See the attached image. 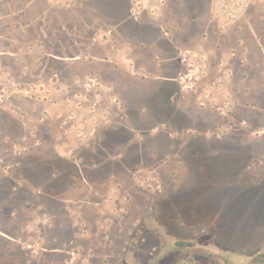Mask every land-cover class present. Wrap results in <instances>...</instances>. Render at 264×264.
I'll return each instance as SVG.
<instances>
[{
	"label": "rangeland",
	"instance_id": "374dc122",
	"mask_svg": "<svg viewBox=\"0 0 264 264\" xmlns=\"http://www.w3.org/2000/svg\"><path fill=\"white\" fill-rule=\"evenodd\" d=\"M73 1L39 3L53 15ZM24 2L0 0V264H264V112L239 109V87L246 81L235 79L236 58L249 65L247 45L238 50L229 40L223 47L217 39L199 40L185 52L189 62L177 65L175 83L182 101L178 110L187 115L183 124L193 128L186 134L156 130L159 138L153 144L142 137L150 131L137 117V95H122V79L102 74L101 64L84 65L90 61V48L75 44L68 34L60 51L66 59L56 60V31L38 36V21L30 16L35 27H25L20 13ZM157 3L161 1L133 0L136 13L146 10L151 17L159 12ZM206 7L211 29L225 35L237 27L264 25V0H208ZM44 24L53 26L47 19ZM100 42L98 54L106 52L104 39ZM115 49L114 54L122 53L117 67L132 71L133 62L126 61L131 51ZM80 50V64H72L67 58ZM30 90L32 98L25 93ZM85 109L97 115V136L78 145L77 130L70 127L86 126ZM132 121L142 129L134 142L146 153L136 169L113 168L114 177L94 184L103 186L102 191L86 187L96 205L75 201L84 196L81 189H70L64 195L71 199L67 203L42 200L27 179L17 180L18 191H27L16 192L14 206L3 198L9 171H22L14 158L17 163L32 161L35 168L46 159L56 160L60 152L72 162L101 147L104 131ZM203 126L206 133H198L195 128ZM129 150L123 146L116 153ZM9 215L12 240L2 231Z\"/></svg>",
	"mask_w": 264,
	"mask_h": 264
},
{
	"label": "flooded vegetation",
	"instance_id": "af4514ba",
	"mask_svg": "<svg viewBox=\"0 0 264 264\" xmlns=\"http://www.w3.org/2000/svg\"><path fill=\"white\" fill-rule=\"evenodd\" d=\"M160 1L161 3L164 1V4L157 3L159 12L154 17L149 16L146 10L136 13L133 0H74L66 5L67 8L55 9L53 15L47 7L39 3V0H25L20 13L23 14L25 27H35L28 16L36 18L38 30L35 32L38 36L43 37L44 30L49 36L51 28L56 31L57 34L55 38L53 37V40H56L53 48L56 52L53 53V57L56 60L66 59L60 51L64 48L66 34H68L75 44H84L86 48H90V61L84 65L97 67V64H101L102 74L111 77L119 76L122 79L121 94L129 92L130 95H137L140 102L136 113L145 126L143 129L150 131L142 135L144 139L152 140L148 143H156L159 138L154 134L156 130L160 134L162 128H172V132L178 130L179 134H186L193 128L189 123L183 124L184 115L178 110L182 101L177 97L179 90L175 83L177 81L176 67L189 62L185 52H189V49L196 46L199 40L207 43L209 40L217 39L218 47H223L222 42L229 40L233 44L232 48L236 46L238 50L247 45V47L244 46L248 51L245 59L249 65L244 66L245 60L241 56H238L235 62L238 68L235 79L246 81L239 87L241 92L238 95L239 109L254 114L258 111L264 112V83H261L262 79L264 81L262 61L264 58V25L256 26L255 24L248 28L237 27L232 30L233 32L225 35L221 31L211 29L212 20L209 9L206 7L208 0ZM46 19L53 26L47 27L44 24ZM100 37L104 39L103 45L106 52L100 51L98 54L97 48L102 40ZM242 43L243 45L240 46ZM118 46L131 51L130 54L133 56H130V61L134 66L132 71L125 67H117V62L109 60L108 51ZM81 52V50L74 52V56H69L67 59L72 61V64H80ZM123 101L126 102V100ZM125 107L128 109L127 103ZM186 116L185 114L184 117ZM47 123L43 121L42 124L48 125ZM49 125L52 127V122ZM204 127L195 129L198 133L205 134ZM172 132L169 134L170 137L173 135ZM256 133L258 132L251 131V134ZM37 149L29 148L30 151ZM14 161L13 164L16 167L19 163L16 162V158ZM16 169L10 170V175L5 180L8 195H4L3 198L7 196L9 202L13 204L10 207L15 203L16 183L20 175L14 174ZM80 179L89 182L85 176H77L66 189L77 186L81 182ZM25 181L26 179H23V182ZM66 193L64 192L63 195ZM10 217V215L7 217L8 228L2 231H4V237L12 240L10 231L14 223Z\"/></svg>",
	"mask_w": 264,
	"mask_h": 264
},
{
	"label": "trees",
	"instance_id": "16d2710c",
	"mask_svg": "<svg viewBox=\"0 0 264 264\" xmlns=\"http://www.w3.org/2000/svg\"><path fill=\"white\" fill-rule=\"evenodd\" d=\"M130 113L134 116V112L130 111ZM140 131H142L141 128L135 127L133 121L131 124H122L117 129L110 128L103 133L101 147L95 151H85L77 161L71 162L57 157L56 160L46 159L45 162L38 163L35 168L33 165L35 163L32 161L28 162V164L20 162L22 171L18 176V181L27 179L31 190H39L40 194L38 195L42 200L48 199L54 202L62 200L64 199L63 194L66 188L75 179L73 176H85L89 182L96 184L100 180L105 182L110 177H114L115 174L111 172L113 168L118 167L122 172H130L136 169L141 163L142 154L146 153L145 148L140 143L134 142L135 133ZM123 146L129 147L130 150L123 155H121V152L117 154V150ZM252 159V156H249L248 161ZM17 185V193L27 191L26 188L18 191ZM33 195L36 196L37 194ZM169 201V206L172 210L174 203H171L173 200ZM43 203L40 201L39 204L42 205ZM182 246L180 247L182 248Z\"/></svg>",
	"mask_w": 264,
	"mask_h": 264
},
{
	"label": "crops",
	"instance_id": "0c3cea01",
	"mask_svg": "<svg viewBox=\"0 0 264 264\" xmlns=\"http://www.w3.org/2000/svg\"><path fill=\"white\" fill-rule=\"evenodd\" d=\"M110 50V49H109ZM116 49H111L109 52H108V57L110 58L109 60L110 61H112V62H117V61H120L121 60V58H118V57H120V56H122V53L120 52V55H117V54H114V51H115ZM131 59H130V55L129 54H126V61H130ZM125 67V66H124ZM125 68H127V67H125ZM108 91H110V89L108 90ZM111 99V98H110ZM115 101V100H114ZM62 102V101H61ZM63 103V102H62ZM106 106V105H105ZM64 107V106H63ZM62 107V108H63ZM43 109H44V111H49L50 112V110H49V108L46 106V105H43ZM63 109H65V108H63ZM102 110H105L108 114H110L109 113V111L108 110H106L105 109V107L102 109ZM49 112H47V113H49ZM78 113H79V111H78ZM82 114H83V116H84V119H85V124H86V126H85V129H84V132L85 133H87V132H89V131H91L92 129H94L95 130V133H96V129L95 128H93L95 125H96V127H97V123H98V119H97V115H95V116H92L91 114H90V112H89V110H87V109H85L84 111H82ZM59 116L60 117H63L62 116V114H59ZM44 118H49V116H48V114H46V116H44ZM45 119V120H46ZM42 121H44V120H42ZM42 124V123H41ZM100 125H101V123H100ZM58 134V133H57ZM95 134H93L92 136H91V138L89 137V139H94L96 136H97V134H96V136H94ZM44 139V138H43ZM78 140H76V144H78V145H84V144H86V141H87V139H85V140H83V139H81V138H77ZM41 142H42V139L40 138L39 139ZM59 155L60 156H58V157H60V158H63V159H66V160H68V158H66L65 156H62V154H60V152H59ZM78 158L79 157H75V160L74 161H77L78 160ZM11 167V165H8V168H10ZM83 179H80V181L81 182H84V183H86L87 185H89V186H85L84 184H81L80 185V183H78L77 184V186H73V187H71L70 189L71 190H74V191H77L78 189H81V190H84V196L83 197H76L77 199H75V201L76 200H78V202L82 205L83 203L82 202H84V204H87V205H96V203H98V201L97 200H90V198L92 197V196H94L93 194H92V192H90L87 188L88 187H91V188H93L94 189V191H102L101 190V188L100 187H103V186H100L99 188L98 187H96L94 184H92V183H89V182H87V181H85V180H83ZM84 185V186H83ZM87 187V188H86ZM105 187V186H104ZM70 189H66V191L65 192H69V190ZM86 189V190H85ZM35 191L37 192V190L35 189ZM38 193L40 194V192H39V190H38ZM63 197H64V199H62V200H58L57 201V203L58 202H61V203H67L68 201H70L71 199H70V197L69 196H67V197H65L64 195H63ZM87 198H89V200L87 201L86 199ZM78 204V203H77ZM42 206H44V205H42ZM69 255H71V254H74V250H72L71 252L69 251V252H67Z\"/></svg>",
	"mask_w": 264,
	"mask_h": 264
},
{
	"label": "built area",
	"instance_id": "2783aa9c",
	"mask_svg": "<svg viewBox=\"0 0 264 264\" xmlns=\"http://www.w3.org/2000/svg\"><path fill=\"white\" fill-rule=\"evenodd\" d=\"M55 77H57V75H55ZM90 81H91V79H90ZM92 82H93V80H92ZM90 84H88V86H89ZM36 91H38V90H36ZM35 91V92H36ZM26 93V96L27 97H29V98H32V96H33V90H30V91H26L25 92ZM116 101V100H115ZM65 124V123H64ZM66 125H67V123H66ZM84 124H80L79 126H74L73 125V127H70V128H75L76 130H77V136L79 137V138H81V139H83V140H85V139H87V138H89V137H91L94 133H95V130L94 129H92L89 133L87 132V133H85L84 132Z\"/></svg>",
	"mask_w": 264,
	"mask_h": 264
}]
</instances>
